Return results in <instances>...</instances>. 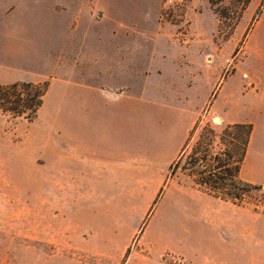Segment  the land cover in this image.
I'll list each match as a JSON object with an SVG mask.
<instances>
[{"label": "rangeland", "instance_id": "rangeland-1", "mask_svg": "<svg viewBox=\"0 0 264 264\" xmlns=\"http://www.w3.org/2000/svg\"><path fill=\"white\" fill-rule=\"evenodd\" d=\"M167 1L30 0L35 57L0 80L50 86L35 121L0 116V264H264V212L203 194L181 173L168 179L185 122H200L198 134L256 124L262 139V0L235 26L216 13L231 0ZM77 9L85 33L70 18L62 37L40 28ZM96 57L89 83L124 94L115 104L132 113L129 123L97 114L110 142L90 151L77 94ZM241 178L258 185L251 160Z\"/></svg>", "mask_w": 264, "mask_h": 264}, {"label": "trees", "instance_id": "trees-1", "mask_svg": "<svg viewBox=\"0 0 264 264\" xmlns=\"http://www.w3.org/2000/svg\"><path fill=\"white\" fill-rule=\"evenodd\" d=\"M231 1L232 8H223L216 13L220 18L233 21L235 26L253 0ZM263 6L264 0L260 9ZM49 86L47 82L0 84V116L13 121H35L44 106ZM200 124L196 123L178 157L170 165L168 179L181 173L191 179L200 192L238 207L252 206L255 212H264L263 187L241 178L253 136V124H228L220 131L206 125L198 134Z\"/></svg>", "mask_w": 264, "mask_h": 264}, {"label": "crops", "instance_id": "crops-1", "mask_svg": "<svg viewBox=\"0 0 264 264\" xmlns=\"http://www.w3.org/2000/svg\"><path fill=\"white\" fill-rule=\"evenodd\" d=\"M13 4H16L17 9L9 14L8 11ZM78 11L79 9H77L76 15L73 16L72 14L70 15L71 17L68 16V11H65L62 14V20L53 18L51 15L47 23L40 26V28L45 29L50 35L62 37V34L68 29L67 26L64 27L66 19L70 18L68 20L70 31L85 33L88 28L84 25L83 18L79 17ZM39 18L40 16H36L33 7H31L30 0H0V78H6L5 74L13 66H26L32 63L35 57L37 19ZM91 32H96V30L92 27ZM75 40L77 41L76 38ZM79 44L84 45V42L82 41ZM98 63L99 59L97 57L86 63V68L81 72L82 75L85 74L86 76V84L82 85L81 91L77 94L79 112L86 114V118L90 119L81 126L83 145L88 146L89 150L91 149L90 146L108 144L110 142V138L107 136L110 134V127H102L103 125L98 127L95 125L98 120L97 114L101 113V111L102 113L113 114L110 119L115 121L114 114L116 111L123 113L124 120L129 123L128 117L132 113L130 105L125 104L121 112V109L117 108L115 104L117 99H121L124 94L117 95L110 91H102L94 83H89L88 75H94L96 72L95 67ZM5 82L7 81L0 80V84ZM107 118L106 121H108ZM99 123L105 124L106 122L99 121ZM195 125L193 123L187 124L186 122L181 124L179 148L175 153L177 157ZM97 131L100 133L104 131V135L97 136ZM257 132L258 126L255 124L245 164H248L251 160L253 176L254 178L255 176L259 177V179H254L253 183L264 185V130L260 140H257Z\"/></svg>", "mask_w": 264, "mask_h": 264}, {"label": "built area", "instance_id": "built-area-1", "mask_svg": "<svg viewBox=\"0 0 264 264\" xmlns=\"http://www.w3.org/2000/svg\"><path fill=\"white\" fill-rule=\"evenodd\" d=\"M182 2H183V0H168L167 1V5H169V6H175L177 4H181ZM177 263L178 264H188V263H186L183 260H179V261H177Z\"/></svg>", "mask_w": 264, "mask_h": 264}, {"label": "water", "instance_id": "water-1", "mask_svg": "<svg viewBox=\"0 0 264 264\" xmlns=\"http://www.w3.org/2000/svg\"><path fill=\"white\" fill-rule=\"evenodd\" d=\"M263 189H264V187H263Z\"/></svg>", "mask_w": 264, "mask_h": 264}]
</instances>
